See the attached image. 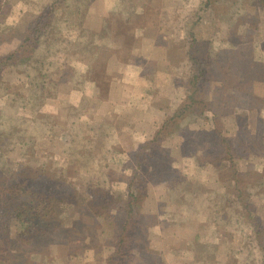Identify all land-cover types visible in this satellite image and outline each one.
<instances>
[{"label": "rangeland", "instance_id": "1", "mask_svg": "<svg viewBox=\"0 0 264 264\" xmlns=\"http://www.w3.org/2000/svg\"><path fill=\"white\" fill-rule=\"evenodd\" d=\"M53 1L0 0V56L17 49L25 36L24 34L35 27V21L39 17L38 22L46 21L43 28L42 50L50 49L48 59L63 72L65 77L57 90L54 91L55 96L45 98L44 103L40 106L38 102H41L42 95L39 94V99H33L31 87L28 84L23 83L20 87H14L13 90H20L21 94L30 99L31 105L30 107L21 104L10 106L4 87L14 85L21 74H18L17 69L12 67L4 70L0 86V171L5 175H10L13 171L23 168L24 160L34 158L25 156L20 147L23 144L19 142V145H16L17 139H13L11 142L7 141L3 136V131H12L18 138L21 135L18 130L23 129L21 126L25 125L27 128L25 136L28 141L36 136L40 139L45 137L41 139L40 145H37L35 157L39 163L45 165L51 176L66 177L67 182L60 181L52 188L53 193L60 200L58 203L62 211L59 210L60 214L58 213V215L64 219L65 214L69 213L74 219L70 221L69 217L71 216H69V220L65 218L63 224H70L74 230H80L86 224L78 217L81 213L78 210L81 211V208L85 207L84 211H90L95 206L89 203L90 196L87 197V193H85L88 187L100 188L104 200L113 201L115 197L123 202V199L117 196L119 193H127L128 178L135 169V153L140 145L136 143L135 138L130 139L128 136L117 135L116 126L114 128L111 125L118 126L119 122H108L107 102L102 103L97 100L92 106L90 102L75 106L79 95L71 96L70 89L76 87L75 84L79 81L94 79L102 94L104 90L101 83L110 78L107 73L108 65L118 57L119 62L124 61L128 64L129 61H132L130 64L133 62L139 64L138 71H141V67L145 69L142 71L144 82L141 81V85H138L135 91L133 89V96L135 93L142 92L144 97L141 96V99H144L146 89L150 88V94L147 97L149 95L153 97L152 95H156L157 91L159 95L168 96L167 98L160 97L163 98V101L165 98H169L168 103L171 105L175 96L178 97L176 93L175 96L174 94L169 96L172 92L169 88L172 84L171 78L173 79L172 69L179 63V60L185 59L183 57L185 43L180 39L190 35V24L182 20L186 18L184 16L190 14L192 8L203 6L205 0H91L89 3L80 0L78 4L74 0H65L66 4L64 0H60V8L58 7L57 11L53 10L56 16L52 14L47 19L48 16L45 14L53 9ZM124 6L134 13L131 23L126 20L127 17L125 18V13L128 14V11L122 10ZM121 13L124 14L123 18ZM136 14H139L140 17L136 18ZM201 15V22L193 30L198 39L209 40L210 47L217 52H223L226 61L230 65L233 63L235 69H241L240 59L247 54L248 57L262 65V71L255 73V77L258 76V79L253 85L252 94L249 95L246 91L239 92L240 96L236 104L233 105L231 100L228 102L227 107L233 108L231 111L225 109L222 103H217L215 99L211 98L208 100V109L203 117L192 118L188 122L189 124L187 123L188 132H191L192 135L186 133L182 137L181 131H176L177 135L172 137L173 140H170L169 136L161 140L160 145L164 148L172 146V142L177 147H180L183 142H187L182 151L176 147L177 154H173L174 158L171 160L165 159L163 162L158 160V170L153 172L149 178L148 184L152 191L146 202L147 209L155 208L152 217L156 218L158 224L140 229V233L145 231V236L140 234V237L142 240L146 238L147 241L154 239L153 244L157 245V247L153 245L155 250L151 251V256H149L151 257L149 261L154 262L152 258H156V263L150 264H177L176 256L169 255L166 258L167 252L173 249L171 248L172 238L181 239L178 243L179 245L184 244V246L179 247L185 248L187 242L196 235L197 227L202 230L200 236L202 242L218 243L219 245L217 248H212L211 258L209 256L212 262L215 259L225 264H244L245 262L247 250L242 249L243 237L238 232L241 227L237 231L234 230L235 233L232 229L228 230L229 224L224 218L221 219L218 233L213 232V234L203 227L207 213L220 206L222 202L215 199L216 195H225L229 191L226 185H228L230 168L226 162L221 168H216L215 164L205 167L198 164L196 159L198 154L202 156V154L209 153L220 156L224 153L225 155V146L222 144L217 130L213 128L216 113L221 115L223 110L224 114L229 111L221 118L219 117L223 131L228 134L230 133L229 129L234 128L235 130L237 126L236 116L239 114L245 116L243 123L248 125V135H243L246 136L249 146L247 152L243 151L245 146L240 147L242 156H239L237 161L241 165V170L244 171L245 180L254 182V179L258 177L255 171L264 174V2L260 0H217L213 7L207 8L206 11L201 12ZM128 23L129 25H127ZM104 25L109 26V29ZM143 29L147 30L143 34H147L148 38L142 51L140 37ZM108 32L110 33L106 34ZM47 38L50 40L46 41ZM85 38L90 40L88 43L91 45L92 54L105 50L109 52L108 55L111 58L103 63L98 53L96 56L99 58L96 61L100 65L88 73L85 72L83 61L90 59L86 55H82L83 59L78 60L80 53H75L78 51L75 40H80L83 45ZM116 48L119 49V52H116ZM150 54L154 56L156 63L149 59ZM155 64L160 67L159 73L151 69L152 66H156ZM168 64H171V70L169 66L167 68ZM96 65L95 63L94 66ZM120 77L122 75L116 74L117 79H121ZM145 80L149 82L150 87ZM78 85L79 83H77V87H79ZM242 87L246 88L244 85ZM235 88L237 87L235 86ZM216 92L213 91V94ZM26 98L19 96L17 100L26 102ZM172 104L174 105V103ZM147 107L148 102L141 101V109L145 111L148 109ZM152 107L155 109L153 104ZM121 109L122 105H119V110ZM160 111H162L161 114L164 113V110ZM160 117L161 115L156 121L158 125L163 123V117ZM120 121L123 122V119ZM187 125L185 124V126ZM48 132H50V136L47 134ZM64 134H68L65 142L61 139V135L64 136ZM188 137L193 138L188 140ZM136 138H140L139 135ZM18 140L21 141V139ZM141 140L143 142V138ZM144 142H146L145 138ZM256 142L257 145H254ZM81 145L87 150H91L92 154L90 152L84 154L82 160L72 163V165L68 158L70 153L65 154L64 148L73 150L76 147L80 148ZM158 151L164 152L159 149ZM159 158L162 159L164 156L160 155ZM76 167L80 168L79 172ZM171 184L175 188L179 187L176 192L178 195L173 197L172 203H170L167 190L168 185ZM195 184L201 186L196 191L206 194V199L203 207L189 209L187 206L190 204L191 198H186L181 188L191 192V186ZM245 192L246 188L243 190V195ZM229 194L233 197L232 191ZM241 198L244 201L249 200L247 195ZM192 201H198V205L202 202L197 197L192 198ZM253 202L260 206L264 204V199L260 194ZM119 203L121 204V202ZM95 212L98 210L95 209L90 214H95ZM94 219L98 218L94 216ZM94 219H90L87 223V235L90 236L87 243L93 238L96 241L95 244H100L99 250L101 249V253H103L108 249H103V239L98 237L97 232L100 233V230L96 232L97 229H94L96 226ZM168 223L175 224L166 228L162 225ZM245 223L244 220L238 225L244 226ZM233 234L235 235L232 236ZM61 240L62 238L53 239L46 246L36 245L35 252L37 254L32 255L35 263L90 264L93 262L92 264H103L101 260L94 263L95 253L91 247L84 250V255H80V253L77 258L70 255L67 259L69 251ZM34 248L33 246L31 252L35 250ZM229 253L232 254V257L229 256ZM204 256L205 254L200 257L203 259ZM200 257L199 259L195 258L192 262L190 259L186 260L190 264H200L202 260ZM83 260H85L84 263Z\"/></svg>", "mask_w": 264, "mask_h": 264}, {"label": "trees", "instance_id": "2", "mask_svg": "<svg viewBox=\"0 0 264 264\" xmlns=\"http://www.w3.org/2000/svg\"><path fill=\"white\" fill-rule=\"evenodd\" d=\"M79 1L74 0L76 4ZM81 1L89 3L91 0ZM216 1L205 0L203 6L192 8L190 14L184 16L186 18L183 20L181 19L190 24V35L189 37L180 39L185 43L183 52L185 59L179 60V63L172 69L173 79L171 78L172 84L169 86L172 92L169 96L173 94L175 96L176 93L178 97L175 96L172 102L174 105L172 103L170 105L168 103L169 98L166 99L168 96L159 95L157 91L155 92L156 95H152V104L155 108L164 110L168 114L163 123L149 136V139L143 142L137 149L135 153V169L128 178L127 193H119L117 196L123 199V202L115 197L113 201L104 200L100 188L88 187L85 193H87V197L90 196L89 203L95 206L90 211H84L85 207H82L81 211L78 210L81 212L78 217L86 224L80 230H74V227L70 224H63L65 218L69 220L68 217L71 216L69 213L65 214L64 219L58 215L59 210H61L58 203L60 200L55 196L52 188L60 183V181L67 182L66 177L51 176L45 165L39 163L35 157L36 147L40 145L41 139L45 137L40 139V137L38 138L36 136V138L34 137L31 141H28L27 136H25V129H27L25 125L21 126L23 129L18 130L21 133L18 138L16 133L14 134L12 131H3V136L7 141L11 142L13 139H17L18 142L16 145H19V142L23 144L20 147L23 153H25V156L28 155L34 158L24 160L25 165L23 168L19 171H13L10 175H5L0 171V264H36L32 259V255L37 254L35 252L37 250L36 245L41 244L42 246H46L51 243V240L61 238V241L64 243L63 245L67 247V251L70 253L67 252V259H69L70 255L75 258L80 253V255H84V250L91 247L95 253L94 263L98 260L103 261V264L156 263V258H152L154 262L149 261V259L151 260V257H149L151 256L150 252L155 250V247H153L154 239L147 241L145 238L142 240L140 234L145 236V231L140 233V229L158 224L156 218L152 217V212L155 208L153 210L147 209L146 203L152 191L148 184L150 175L158 170V160H161V162L165 159L171 160L174 158L173 154H177V146H175L176 144L174 142L171 143L172 146H169V148H164L160 145L161 140L166 139L168 136L170 140H173L172 137L177 135L175 134L176 131H181L180 134L182 137L186 133L187 135H192L191 132H188L189 126L187 123L192 118L197 119L203 117L205 111L208 109V100L211 98L215 99L217 103H222L225 109L231 111L233 108H230V106L227 107L228 102L231 100L233 101V105L236 104L239 100V92L246 91L249 95L252 94L254 90L253 85L258 79V76L255 77V73L256 71L258 73L262 71V65L248 57L247 54L240 59L241 69H235L233 63L230 65L226 61L223 52H217L210 47L209 40L198 39L195 36L193 30L202 20L201 12L213 7ZM260 1L264 2V0ZM60 3V0L53 1V9L45 14V16H48L47 19L52 14L56 16L53 10L57 11L60 8ZM64 3L66 4L65 0ZM123 9L124 11H128V14L125 13V18L127 17L126 20H129V23H131L130 21L134 15L133 11H129L126 6L122 7ZM44 10H42V13H44ZM135 17L139 18L140 16L136 14ZM38 19L39 17L35 21V27L29 29L24 34L25 36L17 49L8 52L4 56H0V86L3 80L2 74L9 67L16 68L18 74H21L14 85L4 87V89L6 88L5 93L10 106L21 104L30 107L31 105L30 99L26 98L24 94H21L22 92L20 90H13L14 87H20L23 83L28 84L31 87L33 99H39V94L42 95L40 98L41 102H38L40 106L44 103L45 98L55 96L54 91L57 90L60 82L65 79L63 72L48 59V51L50 49L47 51L42 50L43 28L46 25V21L40 23ZM104 26L109 29V26ZM146 32L147 30L143 29L140 37L142 51L148 38L147 34H143ZM58 37L62 38L60 36ZM49 40L47 38L46 41ZM83 40L85 47L83 45L77 46L80 53L79 58L83 59L82 55H86L90 59L92 56L91 45L88 43L90 40L88 38ZM78 51H75V53L78 54ZM243 85L246 88L242 87ZM213 91L217 92L213 94ZM231 91L232 94H230ZM19 96L26 98L27 101L24 102L22 100L18 102L17 99ZM160 96L166 97L164 101ZM221 113V115L215 114L213 128L217 130L218 136L225 146V155L224 153L220 156H214L209 153L207 155L202 154V156L198 154L196 159L198 160V164L205 167H209V164L212 166L215 164L216 168H221L224 162H226V165L230 168L228 185H226L229 191L225 195H216L215 199H219L222 202L220 206L207 213L205 220L206 226L203 224V227L208 232L218 233L221 227V219L223 218L229 224L228 230L232 229L233 231H237L241 227L238 229L239 234L243 237L241 247L247 250L244 264H264V204L258 206L253 202L260 194L262 195V199H264V174L255 171L258 177L254 179V182L253 180H245L243 177L244 171L241 170V165L237 161V158L242 156L240 155V147L245 146L243 151L247 152V147L249 146V142L246 139L248 125L243 123L245 116L240 114L236 116L235 123L237 126L235 130L234 128L232 130L229 129L230 133L228 134L223 131V126L220 121V118L225 115L224 110ZM44 121L47 123L46 120ZM47 134L49 136L51 135L50 132ZM243 134H246V136ZM61 136L62 141L65 142L68 134ZM191 138L188 137L187 139L190 140ZM18 139H21V141ZM186 142H183L180 145L181 148L177 147V149L180 151L184 150ZM254 145H257V142ZM64 149L65 154L68 155L70 153L68 158H70L71 164L82 160L84 154L88 152L92 154L91 150H87L82 145L80 148L76 147L73 150L71 148ZM158 149L164 152L160 153ZM44 152L47 153L46 151ZM160 155L164 156V158L160 159ZM76 168H78L79 172L80 168ZM173 186L171 184L167 187L170 203L174 200L173 197H177L178 195L176 194L178 186L176 188ZM191 187V192L180 187L183 189L185 197L191 198L189 200L190 204L187 207L189 209L203 207L206 194H201L196 191L201 186L195 184ZM244 188H246L244 195H247L249 199L247 201L241 198L244 196ZM230 191L233 192V197L230 196ZM196 197L198 200H202L199 205L197 204L198 201H192V198ZM95 209L99 213L95 212V214H90ZM94 216L98 219H94ZM69 218L71 219L70 221L74 219L72 216ZM90 219H94L96 225L94 229H97L96 232L100 230V233H97L98 237L103 239V249H108L103 253H101V249L99 250L100 244H95L96 241L93 238V241L91 240L87 243L90 237L87 235V223ZM244 220L246 221L244 226L238 225V223ZM174 224L168 223L162 225L166 228ZM197 229L198 231L190 242V245L185 248H173L167 252L168 255H166V258L169 255L176 256L177 264H190L189 262L187 263L186 259H190L192 262L195 258L199 259L201 255L205 254L203 259L200 257L202 259L200 264H225L216 259L213 262L210 260L212 248H217L219 245L217 243L208 244L202 242L200 238L202 230H200V227H197ZM33 246L35 250L31 252ZM154 246L157 247V245ZM229 256L232 257V254L229 253ZM212 257H215V255H212Z\"/></svg>", "mask_w": 264, "mask_h": 264}, {"label": "crops", "instance_id": "3", "mask_svg": "<svg viewBox=\"0 0 264 264\" xmlns=\"http://www.w3.org/2000/svg\"><path fill=\"white\" fill-rule=\"evenodd\" d=\"M121 17L122 18L124 17L123 13H121ZM75 43L77 44V46L82 45L80 40L78 39L75 40ZM116 52H119L118 48H116ZM98 53L101 57L100 60H102L103 63L111 59L110 56L108 55L109 52H106L105 50L96 52L92 54L89 61L87 60L83 61L85 65V72L88 73L93 68L98 67L100 65L98 64V61H96L99 58L98 56H96L98 55ZM137 53H138V50H137ZM131 54L133 55V53ZM148 57L149 59L153 60L154 63H156L153 55L150 54V56ZM131 58L133 57L131 56ZM77 59L81 60L80 58H77ZM131 62L132 61H129L128 64H126L127 62H124V61L119 62L118 57L112 60V63H110V65H108V68H107L108 69L107 73L108 75H110V78H108L106 81H103L101 83L102 86L104 87V88L102 87V89L104 90L102 92L103 95L100 93L101 91L100 88L99 89L97 88L98 86L94 79L77 82L79 83L78 85L79 87H77V83H76L75 84L76 87H74L73 89H70L71 90L70 94L71 96L72 95L76 96V94L79 95L78 101L76 102V104H74L75 106L80 105V104H88L89 102H90V105L92 106L95 102H97V100H99V102L101 101L102 103L107 102L108 103L107 110H109V112L106 116H107L108 122L109 123L111 122L114 123L113 121L119 122L118 126L111 125V127L113 126L114 128L116 126L117 135L119 136L122 135V137L128 136V138L130 139L135 138L136 143L141 145L144 142V138H145V141L148 140L149 136L152 135L153 132L156 130V128L159 126L158 122H156L159 116L161 115L164 121L168 113L166 114L164 112L162 113L163 114L162 115L161 114L162 111L160 110L157 111L158 109L155 110L156 108L154 109L152 107L153 97H151L150 95L147 97V95L150 94V90H151L150 88L146 89V97L144 99H141L142 92L135 93L133 96V89L135 91L138 85H141V81L144 82L142 79V75H143L142 71L145 69L141 67V71H138L139 64L135 62L130 64ZM95 63L97 64L96 66H94ZM155 65L156 66H152L151 69L159 73L160 67L157 64ZM168 66L170 67L171 64H168L167 68H169ZM170 70H171V67H170ZM115 73L122 75V77H120L121 79H117ZM147 83H148V86L150 87L149 82ZM154 88L152 89L154 90ZM105 93H107V95H105ZM147 98L149 99L147 100ZM141 101L148 102V107H147L148 109L146 108L147 110L143 111L141 109ZM119 105H122L121 110H119ZM86 108H85V112L88 110V108L87 110ZM122 119H123V122L120 121ZM137 135H139L140 138H136ZM141 138H143V142H141L142 141ZM180 240L181 239L172 238L173 245L171 248L184 246V244L179 245L178 241L180 242ZM191 241L192 240L188 241L186 246H188L190 244L189 242ZM171 250L172 249H170L169 251Z\"/></svg>", "mask_w": 264, "mask_h": 264}]
</instances>
